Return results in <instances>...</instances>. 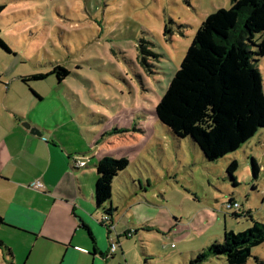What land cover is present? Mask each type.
Listing matches in <instances>:
<instances>
[{
  "label": "rangeland",
  "instance_id": "rangeland-1",
  "mask_svg": "<svg viewBox=\"0 0 264 264\" xmlns=\"http://www.w3.org/2000/svg\"><path fill=\"white\" fill-rule=\"evenodd\" d=\"M2 4L0 38L26 63L18 64L21 71L46 73L54 65L69 71L60 85L54 75L30 82L44 97L34 107L41 117L56 112L50 114L61 122L56 130L65 142L55 134L51 140L56 139L65 158L64 148L73 149V158L86 166L71 159L78 170L71 173L67 167L66 173L53 156L56 168L46 179L81 187L86 200H80L88 206L98 157L105 153L128 161L111 188L120 210L117 231L137 235L118 239L114 226L100 225L81 209L93 221L98 245L107 251L108 259L96 254L94 264H188L211 243L221 242L225 229L238 233L252 220L264 222V127L236 151L208 161L154 114L203 19L228 9L230 0H0ZM140 44L156 57L141 54ZM258 68L264 90V56ZM69 100L74 111L65 107ZM23 110L29 113V108ZM101 143L107 145L102 152ZM251 158L258 164L256 175ZM233 160L234 179L227 173ZM35 174L19 180L42 193L32 186L41 182ZM24 195L23 200L32 201L30 193ZM43 198L51 222L72 224V206L62 202L53 207L51 199ZM230 198L237 208L227 209ZM47 238L0 227V242L12 253L0 246V264H58L60 241ZM111 240L119 243L114 252ZM79 241L88 244L85 233L76 231L72 242ZM225 263L224 256H211L202 264ZM77 264H92L91 258L85 254ZM246 264H264V242L252 248Z\"/></svg>",
  "mask_w": 264,
  "mask_h": 264
},
{
  "label": "trees",
  "instance_id": "trees-1",
  "mask_svg": "<svg viewBox=\"0 0 264 264\" xmlns=\"http://www.w3.org/2000/svg\"><path fill=\"white\" fill-rule=\"evenodd\" d=\"M4 7L0 5V9ZM167 32L165 26L164 33ZM0 47L10 52L1 38ZM138 48L141 54H152L142 44ZM262 56L264 0H230L228 9L219 8L201 22L154 108L156 119L174 137L188 138L208 161L236 151L264 127V90L258 68ZM49 75L61 82L69 71L61 65H54L48 72L24 76L22 81L43 80ZM127 165L125 157L110 156L99 158L95 164L92 196L95 206L103 209L100 223L107 228L114 212L109 206L112 182ZM251 166L256 175L258 164L254 158H251ZM236 168L235 160L227 167L232 179ZM231 201L232 198L228 203ZM251 222L248 229L238 233L225 229L221 242L211 243L188 264H202L211 256H224L225 264H246L252 248L264 242V222ZM0 223H3L1 216ZM84 229L94 243L91 231L86 226ZM123 237L127 238L125 234ZM0 246L4 245L0 242ZM8 255L11 256L10 250Z\"/></svg>",
  "mask_w": 264,
  "mask_h": 264
},
{
  "label": "crops",
  "instance_id": "crops-1",
  "mask_svg": "<svg viewBox=\"0 0 264 264\" xmlns=\"http://www.w3.org/2000/svg\"><path fill=\"white\" fill-rule=\"evenodd\" d=\"M9 49L10 52H7L0 47V216L3 218V223H0V227L4 226L25 232L29 231L33 233L35 237L41 236L49 240V238H47V236H49L60 241L56 242L61 244L62 247L60 248L62 249V254L58 264H77L78 260L85 254L87 257L91 258L92 264L95 262L96 254L104 259H108L107 251L103 253L102 245H98L93 233V221L81 210H87V212L102 225L100 219L104 213L102 208H97L94 204L92 196L94 184L89 196L90 204L87 206L86 203L84 204L80 200V197L86 200L81 187L77 186L76 190L73 183L64 184L62 182H57V184H55L52 180L46 179V173L56 168L53 162V156H57L59 166L64 168L66 173L67 167L71 173H75L78 169L74 167L71 162V159H74L73 155L75 153L72 151L73 149L69 150L64 148V151L67 153V157L65 158L63 152L57 149L59 143L56 139L51 140V134H55L56 138L58 137L57 140H60L61 144L65 142L59 139L60 134L57 133L56 130L61 122H59L57 116H55V119L51 117L50 113L56 114L55 111H48L49 115L47 117H41V112L35 109L34 106H37L35 104L42 103L44 97L30 82H38L41 80L29 81L28 83L23 82L22 77L34 73L25 74L22 72L18 64L25 65L26 63L23 59L19 58L17 53L11 52L12 50L10 47ZM49 76L46 78H49ZM54 81L56 85L62 83V81ZM24 86H26V88ZM66 104L68 106L65 107L72 111V102H66ZM24 108H29V113L25 114ZM37 113H39L40 116H38ZM68 115L69 118L72 117L70 114ZM24 122H28L31 126L36 127L42 132V136L31 134L29 130L22 126ZM104 146L107 145L105 143L100 144L98 147L100 152L104 150ZM103 156L109 155L104 153L102 156H99L98 159ZM84 166H86V164ZM28 172H36V177L40 175V180L43 184L42 193L24 185V180H27ZM120 173L115 179L118 178ZM20 177H23L24 180L20 181ZM54 188L61 189L62 193L54 191ZM24 193H30V198H32L31 202L22 199ZM43 195H45L48 200H52L51 205L53 207L62 202L72 206L71 216L73 222L70 226H56L54 222H51L49 213L44 205L46 201ZM15 196H18L19 199H15ZM57 196H59L60 199H57ZM114 202L112 190L109 206L114 209V212L111 216L110 224L113 225L114 230L119 233V239L123 237L120 235L121 230L117 231V226L120 224V220H118L120 210L119 206ZM76 210L81 211L77 214ZM84 226L91 231L94 243L89 239ZM76 231L85 233L88 244L82 241L78 243L72 242V236ZM111 232L112 231L108 230L109 235ZM136 235L137 233L135 232L133 236ZM107 239L110 241L109 237ZM3 247L7 246L4 245ZM109 257H114V253Z\"/></svg>",
  "mask_w": 264,
  "mask_h": 264
},
{
  "label": "built area",
  "instance_id": "built-area-1",
  "mask_svg": "<svg viewBox=\"0 0 264 264\" xmlns=\"http://www.w3.org/2000/svg\"><path fill=\"white\" fill-rule=\"evenodd\" d=\"M74 162H75L76 164L80 165V166H84V165H85V161H84V160H82V161H78L77 159L74 158ZM32 186H33L34 188H37V189H42V188H43V184H42L41 182H39V181L34 182ZM226 206H227V209H228V208L233 209V208H237L239 205H238L237 202H235V201H231L230 203L227 202V205H226ZM112 227H113V225L110 224V225H109V229L111 230ZM133 233H134V231H129V230H128V231H125V232L123 233V235L125 234L127 238H130L131 236H133ZM118 244H119V243H116V242H114L113 240H111L110 248H109L110 251H111V252H114V250H116Z\"/></svg>",
  "mask_w": 264,
  "mask_h": 264
},
{
  "label": "water",
  "instance_id": "water-1",
  "mask_svg": "<svg viewBox=\"0 0 264 264\" xmlns=\"http://www.w3.org/2000/svg\"><path fill=\"white\" fill-rule=\"evenodd\" d=\"M22 126H23L25 129L29 130V132H30L31 134H34V135H36V136H42V132L39 131L36 127L31 126L30 123H28V122H24V123H22Z\"/></svg>",
  "mask_w": 264,
  "mask_h": 264
}]
</instances>
